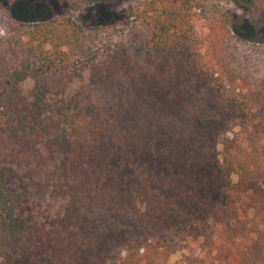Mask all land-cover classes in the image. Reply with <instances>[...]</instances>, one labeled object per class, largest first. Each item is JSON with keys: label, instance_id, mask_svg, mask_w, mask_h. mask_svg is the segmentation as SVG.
<instances>
[{"label": "trees", "instance_id": "1", "mask_svg": "<svg viewBox=\"0 0 264 264\" xmlns=\"http://www.w3.org/2000/svg\"><path fill=\"white\" fill-rule=\"evenodd\" d=\"M230 20L150 0L83 27L0 0V264H103L123 246L121 264H160L155 221L212 253L186 264H264V45Z\"/></svg>", "mask_w": 264, "mask_h": 264}, {"label": "rangeland", "instance_id": "2", "mask_svg": "<svg viewBox=\"0 0 264 264\" xmlns=\"http://www.w3.org/2000/svg\"><path fill=\"white\" fill-rule=\"evenodd\" d=\"M7 6V10H13L25 21H38L45 18L69 17L81 26L93 23L110 22L112 18L127 16L132 19L144 9L150 0H101L98 2L84 3L81 0H1ZM13 3V4H12ZM209 3L218 5L219 9L227 12L230 16L229 28L232 32L239 34L249 41L258 42L264 45V0H209ZM197 15L192 18V24L196 33H202L204 26ZM1 27V26H0ZM2 30L0 28V35ZM30 81H25L22 86H29ZM79 81L74 80L68 85V90L78 87ZM102 93H105L102 92ZM237 128L227 132L230 135L236 132ZM217 144V149H219ZM235 176L231 175V180ZM28 202L40 201V205L45 203L50 209H54L61 202L57 198H50L47 192H38L34 188H29L26 192ZM45 213V212H44ZM149 227L162 232L171 239V250L168 258L160 264H186L187 258H201L207 263L211 259L212 253H208L206 248L199 245L200 236L194 231H179L170 229L162 222H151ZM126 246L115 249L111 252L103 264H121L118 257H122L127 252ZM114 255V257H112Z\"/></svg>", "mask_w": 264, "mask_h": 264}]
</instances>
